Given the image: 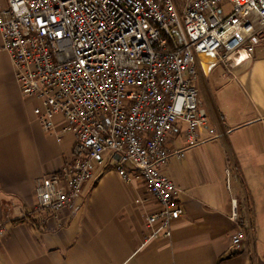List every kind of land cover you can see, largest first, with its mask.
Wrapping results in <instances>:
<instances>
[{
    "label": "built area",
    "instance_id": "obj_1",
    "mask_svg": "<svg viewBox=\"0 0 264 264\" xmlns=\"http://www.w3.org/2000/svg\"><path fill=\"white\" fill-rule=\"evenodd\" d=\"M0 36L21 92L41 102L42 127L61 114L75 138L70 160L36 179L35 211L60 225L100 171L113 166L126 182L134 171L157 205L144 215L145 243L170 238L183 213L163 171L167 136L179 123L189 146L203 130L217 136L198 97V57L229 69L264 51V0H6ZM245 236H231L235 252Z\"/></svg>",
    "mask_w": 264,
    "mask_h": 264
},
{
    "label": "crops",
    "instance_id": "obj_2",
    "mask_svg": "<svg viewBox=\"0 0 264 264\" xmlns=\"http://www.w3.org/2000/svg\"><path fill=\"white\" fill-rule=\"evenodd\" d=\"M197 71L217 136L203 130L189 146L181 123L167 136L163 171L180 187L183 213L170 238L144 243V215L157 205L134 171L127 182L113 166L100 171L60 225L35 211L36 179L70 160L75 138L61 132V114L50 131L42 127L33 111L41 102L21 92L0 36V264H264V51L229 69L199 56ZM240 229L246 238L235 252Z\"/></svg>",
    "mask_w": 264,
    "mask_h": 264
},
{
    "label": "rangeland",
    "instance_id": "obj_3",
    "mask_svg": "<svg viewBox=\"0 0 264 264\" xmlns=\"http://www.w3.org/2000/svg\"><path fill=\"white\" fill-rule=\"evenodd\" d=\"M203 70H204V72H207V67L204 65V67H203ZM197 83H198V80H197Z\"/></svg>",
    "mask_w": 264,
    "mask_h": 264
}]
</instances>
